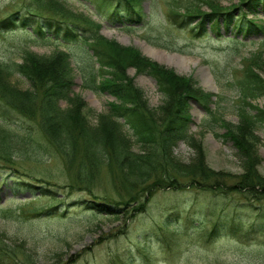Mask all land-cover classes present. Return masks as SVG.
<instances>
[{
	"label": "rangeland",
	"instance_id": "obj_1",
	"mask_svg": "<svg viewBox=\"0 0 264 264\" xmlns=\"http://www.w3.org/2000/svg\"><path fill=\"white\" fill-rule=\"evenodd\" d=\"M59 1L73 13L101 23V33L106 38L131 48L124 51L110 45L114 52L112 55L117 54L127 66L124 70L110 69L114 72L111 76L118 75L120 80V75L124 73L142 89L145 96L142 102L147 112L156 116L155 122L166 123L175 102L183 100L190 93H198L194 92L195 88L213 95L210 112L203 109L202 103L191 102L193 122L189 131L200 144L197 142L196 149L190 139L176 141L170 154L171 163L176 168L220 173L221 180L227 178L231 182L247 173L234 143L221 136L225 131L221 118L230 121L232 126L244 127L247 133L249 128L246 127H250L251 123L246 126L247 121L240 118L243 110L248 109L254 115L256 111L249 107L250 103L264 108V95L245 98L241 85L246 77V63H252L259 53L263 54V64L256 71L264 78V2L250 9L249 0L247 3L246 0H140L141 18L136 21L134 18H123V7L119 6V0ZM38 3L39 0H0V20L15 12H19L20 16L29 15L28 5ZM211 3L219 4L221 11L234 9L233 15L229 19L227 14H218L201 24L205 14L202 11L211 12ZM44 7L50 8L47 10L49 13L45 11L46 14H55L48 4ZM115 10L120 13L112 18ZM240 26H245L242 32ZM94 33L95 29L79 30L76 38L69 41L52 35L38 36L30 28L21 26L6 31L0 29V63H18L27 50L42 55L65 50L70 54L74 67V92L82 95L85 101L83 115L96 124L99 114L108 111V102L117 101V98L92 86L94 82L99 83L105 73L99 69L101 63L92 51ZM145 45L168 55H176V58L184 57L187 61L177 65L168 64L167 60H157L146 54ZM138 53L163 66L159 71L172 79L176 89L173 97L168 94L170 84L167 81L168 90H159L154 76L146 71L140 72L147 67V62L132 65L138 60ZM254 62H258V58ZM202 68L210 71L212 87L204 83L200 72ZM11 80L20 88L30 87L26 77L17 71L11 75ZM62 105L67 107L66 102H62ZM174 119L170 118L169 122ZM111 130L117 135L116 128L112 127ZM124 130L134 141L133 155L149 152L148 148L135 142L136 136L129 125L126 124ZM0 131V134H6L17 143L12 150L0 148V264H111V261L118 264H257L255 261L258 258L253 259L254 255L264 256V245L259 246L254 239L239 240L226 235L208 244L198 236V229L180 218L174 225L164 228L166 217L163 213L167 211V205L175 206L176 213V202L183 199L185 193H197L195 188L185 187L188 192L160 190L154 193L144 211L134 210L123 217L85 210V206L76 205L75 202L110 198L123 204L121 201H128L136 195L137 190L126 189L128 184L120 171L118 174L112 168L107 170L105 167L87 171L88 176L82 175V179L91 178V181L80 182L76 165L70 164L46 138L37 115L30 117L11 110L10 117L0 116ZM246 133L243 137H246ZM100 134L94 138H100ZM255 134L259 136L257 149L262 162L254 170L264 179V126L256 129ZM122 164L129 166L128 171L132 174L143 177L150 175L144 173L145 169L128 165L127 160ZM157 164H163L158 170L160 179L162 171L169 164L159 160ZM87 172L84 171L85 174ZM24 181L51 186L58 197L40 195L38 189H34V194L33 187L21 184ZM176 195L178 198L175 199ZM55 206L54 211L45 212ZM186 215L184 211L180 216ZM243 218L242 231L249 230L258 240L264 239V220ZM151 231L170 236L173 245L155 241L143 244V235ZM140 240H143L142 244ZM72 257L74 259L70 261Z\"/></svg>",
	"mask_w": 264,
	"mask_h": 264
},
{
	"label": "trees",
	"instance_id": "obj_2",
	"mask_svg": "<svg viewBox=\"0 0 264 264\" xmlns=\"http://www.w3.org/2000/svg\"><path fill=\"white\" fill-rule=\"evenodd\" d=\"M139 1L119 0V6L123 7V18H134V20L139 21L141 18ZM40 2L41 4H39ZM247 2L246 0L245 3ZM261 2H264V0H249V8L254 9ZM39 3L28 5L29 15L20 16L19 12H15L4 19L2 18L0 29L6 31L21 26L30 28L38 36L52 35L69 41L76 38L79 30L91 31L95 29V39L93 40L96 41H94L93 51H95L101 63L100 69H103L105 73L102 74L103 78L98 81L99 83L94 82L92 86L115 96L117 101L108 102V111L99 114L96 124L91 123L86 115H83L85 101L82 95L74 92L75 73H73L74 67L69 53L58 50L51 55H42L27 50L23 53L22 61L18 63H0V116L10 117L11 110H16L30 117L37 115L40 126L47 136L46 138L56 146L70 164L76 165L80 182L91 181V178L82 179V175L88 176L90 170L93 172L97 168L105 167L107 170L112 168L118 174L120 171L122 178L128 184L125 186L126 189L137 190L136 195L128 201L122 200L123 204L116 203L110 198L76 201L75 204L85 206V210H95L98 213L123 217L124 214L134 210L144 211L154 193H158L160 190L172 189V191L188 192L185 187L195 188L197 193L193 195L185 193L183 194L184 198L176 202V206H178L176 213L175 206L167 205V211L163 213V216L166 217L163 224L164 228L174 225L177 219L180 218L187 222L189 226L198 229V236L208 244L229 235L230 238L236 237L239 240L250 239L253 241L254 239L259 246L264 245V239L258 240L249 230L248 232L242 231L243 225L241 224L243 217H247L248 220L252 218L257 221L264 220V179L258 176L254 170V167L262 162L257 149L259 136L255 134V131L260 126H264V108L247 101L250 103L249 107L254 108L256 111L253 115L248 109H245L241 114L240 118L247 121L245 125L252 124V126L250 124V127H246L249 128L247 133L244 127L243 129L232 126L230 121L221 118V125L225 129L221 136L234 143L242 158L244 169L247 170L246 174L240 176L241 178L239 177L238 180L231 182L227 181V178L221 180L220 173L205 171L199 173L191 169L180 170L171 163L170 159V154L177 144L176 141L181 142V140L190 139L196 149L200 144L197 141L198 138L189 131L193 122L190 109L192 107L191 102L195 100L202 103L204 109L210 111L213 95L204 92L200 88H195L194 92L198 93H190L183 100L175 102V108H173L172 115L166 119V123L155 122L157 120L156 116L149 111L147 112L148 109L142 102L145 99L142 89L135 85L128 76H124V73L120 75V80L118 75L111 76V73L114 74V72H111L110 69L124 70L127 66H124L117 54L112 55L114 52L111 50L110 45L112 44V47L115 45L119 50L124 49V51L131 48H126L115 40L107 39L100 34L101 23H96L91 17L73 13L59 0H39ZM46 4L52 10H55V14L50 13L53 18L45 13L50 9L44 7ZM210 6L211 12L202 11L205 14L201 24L208 18L216 17L218 14H227L229 19L230 15H233L234 9L221 11L217 3ZM118 11L112 12V18L120 13ZM194 16H200V14ZM19 18L20 20L17 21ZM214 22L217 23V21ZM64 23L68 24L62 25ZM83 26L86 27L83 28ZM254 27L259 29L256 25ZM239 28L242 32L245 26ZM260 28L263 29L262 26ZM97 40L102 41L98 42ZM138 56V60L134 59L132 65L138 66L143 61L147 62V67L141 69L140 72L146 71L154 76L160 86L159 90H168L169 83L170 90L168 94L173 97L176 89H174L172 79L160 73L163 66L150 58L143 57L140 54ZM255 56L257 57L251 61L252 63H246L245 65L247 66L246 77L241 83L244 89L243 97L245 98H258L264 95V78L256 71L263 64V54L259 53ZM257 58L258 62H254ZM14 71L25 76L30 83V87L23 89L13 84L11 75ZM179 82L185 83L182 80ZM62 102H66L67 107H63ZM168 102L169 100H167ZM170 118L175 119L169 122ZM126 124L133 130V135L136 136L135 142L148 148L149 152L138 156L131 153L134 141L124 130ZM112 127L118 130L117 135L112 132ZM98 133H102L100 134L101 137L94 138ZM244 133H246V137H243ZM1 135L0 148L7 147L12 150L17 146L14 139L6 137V134ZM125 160L128 161V165L138 167L141 170L145 169L144 173L147 172L150 175L144 174L143 177L130 173L127 168L129 166H122ZM158 160L169 164L167 169L162 171L160 179L158 178V174H160L158 170L163 164H157ZM169 166L171 170L168 168ZM84 171H88L87 174ZM140 175H143V173ZM164 182L167 183L163 184ZM146 183L148 185L144 187L143 185ZM21 184L29 188L33 187L32 192L34 194L36 193L34 189H38L40 195H48L52 198L58 197V193L51 186L33 185V183L27 181ZM198 190H200V193H198ZM176 198H178L177 195ZM55 209L56 206L47 209L45 212L50 213ZM184 211L188 215L186 217L180 216ZM187 234L188 236L191 235V233ZM143 236L145 239L143 244L155 241L164 245H173L170 236H162L156 231L147 232ZM173 240L177 242L175 238ZM142 242L143 240L139 241L140 244ZM130 253L133 255L132 251ZM127 255L129 254L127 253ZM256 257L258 258L255 261L257 264H264V256L257 254L254 255L253 259ZM73 259L74 257L70 261ZM111 264H118V262L111 261Z\"/></svg>",
	"mask_w": 264,
	"mask_h": 264
},
{
	"label": "bare ground",
	"instance_id": "obj_3",
	"mask_svg": "<svg viewBox=\"0 0 264 264\" xmlns=\"http://www.w3.org/2000/svg\"><path fill=\"white\" fill-rule=\"evenodd\" d=\"M146 54H148L149 56L157 59V60H167L168 64H172V63H176L177 65H183L184 62H186L187 60H185L184 57H179L176 55H168L166 54V52L161 51L159 49L153 48L150 45H145L144 47ZM200 72L202 73V78L204 80V83L206 85H208L209 87L213 86V79H212V75L210 73V71H208L206 68H202V70H200Z\"/></svg>",
	"mask_w": 264,
	"mask_h": 264
},
{
	"label": "water",
	"instance_id": "obj_4",
	"mask_svg": "<svg viewBox=\"0 0 264 264\" xmlns=\"http://www.w3.org/2000/svg\"><path fill=\"white\" fill-rule=\"evenodd\" d=\"M78 247H80V246H78Z\"/></svg>",
	"mask_w": 264,
	"mask_h": 264
}]
</instances>
